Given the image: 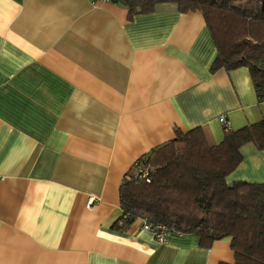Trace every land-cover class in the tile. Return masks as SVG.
<instances>
[{"label": "crops", "instance_id": "crops-1", "mask_svg": "<svg viewBox=\"0 0 264 264\" xmlns=\"http://www.w3.org/2000/svg\"><path fill=\"white\" fill-rule=\"evenodd\" d=\"M215 57L202 15L172 4L129 18L102 0H0V264L232 263L229 239L111 228L125 173L175 131L212 146L220 117L264 119L248 70L211 73ZM240 153L227 182H264V150Z\"/></svg>", "mask_w": 264, "mask_h": 264}, {"label": "trees", "instance_id": "trees-1", "mask_svg": "<svg viewBox=\"0 0 264 264\" xmlns=\"http://www.w3.org/2000/svg\"><path fill=\"white\" fill-rule=\"evenodd\" d=\"M107 1L123 6L129 18L168 4L179 13L199 12L216 50L210 72L246 68L264 102V0ZM223 132L211 146L200 128L175 131L172 141L135 161L119 187L121 215L111 228L123 232L147 221L193 235L204 249L229 239L234 260L220 264H264V182L226 180L242 160V146L264 150V119ZM139 169L148 181L136 177Z\"/></svg>", "mask_w": 264, "mask_h": 264}, {"label": "built area", "instance_id": "built-area-1", "mask_svg": "<svg viewBox=\"0 0 264 264\" xmlns=\"http://www.w3.org/2000/svg\"><path fill=\"white\" fill-rule=\"evenodd\" d=\"M94 1L95 0H90V2H94ZM102 1L106 2L107 0H102ZM218 122L221 125L223 131H228L231 129L229 122L227 121V119L224 116L220 117L218 119ZM136 177L139 179H146L147 180V173H146V171L139 169L136 173ZM0 180H1V177H0ZM87 204H88V206L91 205L92 199H89ZM141 223H142V229L148 231L157 243H165L167 241V237L171 233V231L169 229H167L166 227H164L162 225L152 226L147 221H141Z\"/></svg>", "mask_w": 264, "mask_h": 264}]
</instances>
